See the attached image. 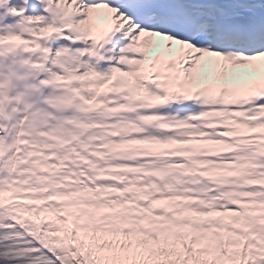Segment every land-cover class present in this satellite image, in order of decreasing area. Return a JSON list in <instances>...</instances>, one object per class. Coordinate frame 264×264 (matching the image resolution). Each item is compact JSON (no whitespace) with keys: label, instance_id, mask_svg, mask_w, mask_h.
<instances>
[{"label":"snow or ice","instance_id":"1","mask_svg":"<svg viewBox=\"0 0 264 264\" xmlns=\"http://www.w3.org/2000/svg\"><path fill=\"white\" fill-rule=\"evenodd\" d=\"M41 3L0 28L52 89L0 74V264H264V0Z\"/></svg>","mask_w":264,"mask_h":264},{"label":"rangeland","instance_id":"2","mask_svg":"<svg viewBox=\"0 0 264 264\" xmlns=\"http://www.w3.org/2000/svg\"><path fill=\"white\" fill-rule=\"evenodd\" d=\"M21 58L22 57H20L19 54H18V55H15L14 60L17 61V60H19ZM0 63H1V65H0V74H3V70H6V72H8V73L13 72V71L18 73L17 70H13L11 68V65L9 63V59L6 58L5 56L0 57ZM3 75L6 76V74H3ZM31 75H32L31 79L27 80L25 77L19 79L16 82V86L13 89H12V87L14 86V84L12 83L11 84L12 86H11L8 94L9 95H13V94H17L19 92L27 91L28 95H27L26 99H28L29 101L35 102V106L38 107V108H47L48 106L44 103V98L47 97L49 94H51L52 89L48 90L46 88H41L39 91H33L32 90L34 92V93H32L30 91V89H27L26 86L27 85H31V84H35L40 79L38 80V77L36 76L35 73H31ZM12 106L13 105H9V109H11ZM49 110H51V109H49Z\"/></svg>","mask_w":264,"mask_h":264}]
</instances>
